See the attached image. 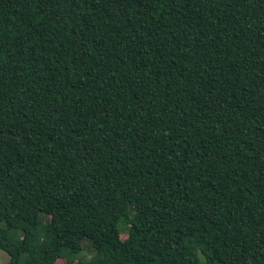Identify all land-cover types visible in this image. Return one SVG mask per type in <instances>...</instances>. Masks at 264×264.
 <instances>
[{
    "label": "trees",
    "instance_id": "obj_1",
    "mask_svg": "<svg viewBox=\"0 0 264 264\" xmlns=\"http://www.w3.org/2000/svg\"><path fill=\"white\" fill-rule=\"evenodd\" d=\"M0 250L264 264V0H0Z\"/></svg>",
    "mask_w": 264,
    "mask_h": 264
},
{
    "label": "rangeland",
    "instance_id": "obj_2",
    "mask_svg": "<svg viewBox=\"0 0 264 264\" xmlns=\"http://www.w3.org/2000/svg\"><path fill=\"white\" fill-rule=\"evenodd\" d=\"M125 235H126L125 231H122L120 233L121 238H124ZM83 245H84V249H83L82 254H83L84 258H88V256L90 255V248L88 247L86 242H83ZM7 259H8L7 254L4 251L0 250V264H5Z\"/></svg>",
    "mask_w": 264,
    "mask_h": 264
}]
</instances>
